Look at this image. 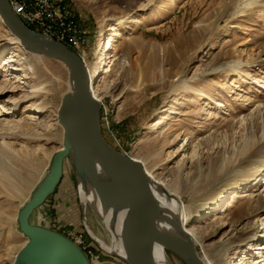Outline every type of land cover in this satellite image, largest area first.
Instances as JSON below:
<instances>
[{
    "label": "rangeland",
    "instance_id": "obj_1",
    "mask_svg": "<svg viewBox=\"0 0 264 264\" xmlns=\"http://www.w3.org/2000/svg\"><path fill=\"white\" fill-rule=\"evenodd\" d=\"M65 1L90 36L89 66L100 43L124 34L113 70L96 83L105 139L181 201L200 256L264 264V252L245 251L250 235L264 231V0ZM13 36L0 18V264H15L28 240L18 214L63 146L57 116L71 90L65 62L37 58ZM78 183L67 157L31 221L83 231L101 254L93 264H129L88 233ZM90 206L89 224L109 241ZM167 251L174 264H188Z\"/></svg>",
    "mask_w": 264,
    "mask_h": 264
},
{
    "label": "water",
    "instance_id": "obj_2",
    "mask_svg": "<svg viewBox=\"0 0 264 264\" xmlns=\"http://www.w3.org/2000/svg\"><path fill=\"white\" fill-rule=\"evenodd\" d=\"M0 16L25 48L65 62L72 83V90L63 95L58 110V120L64 126L63 147L54 153L46 177L19 211L20 229L28 242L15 262L90 264L86 251L62 232L31 221L34 209L43 204L60 181L65 157H69L76 145L83 153L89 172L95 178L99 170L108 174L127 203L125 240L131 264H157L155 244L159 239L162 204L153 192V179L139 159L114 148L103 136L100 102L93 94L89 72L81 57L64 42L30 29L14 13L9 0H0ZM180 247L186 262L191 256L197 261L195 253L185 243L180 241Z\"/></svg>",
    "mask_w": 264,
    "mask_h": 264
},
{
    "label": "bare ground",
    "instance_id": "obj_3",
    "mask_svg": "<svg viewBox=\"0 0 264 264\" xmlns=\"http://www.w3.org/2000/svg\"><path fill=\"white\" fill-rule=\"evenodd\" d=\"M12 9L14 13L20 17L19 12L16 10V8L12 7ZM0 18L2 19L1 16ZM28 27L34 30L32 27L30 26ZM13 35L14 36L12 37V40L14 42L21 44L19 37L15 34ZM44 36L47 37L46 35ZM123 37L124 34L121 31H117L114 34V36H112L108 41H106L105 39L102 43H100L97 50L95 51L96 60L92 65L89 66L88 64L89 62L86 63L81 58L88 69L93 94L95 95V97L98 99L99 102H101L102 100L100 96L101 89H100V85L96 83L101 77V74L105 70H106L105 72L107 73L113 70L112 67L115 66V62L117 60L116 41H118V38L123 39ZM23 48L31 52L37 58L42 55V53L32 51L30 49L25 48L24 46ZM107 54H109V57H106ZM70 84L72 90L71 80H70ZM34 91H31L30 94L27 95L26 97L27 100L36 97ZM100 106H101V119H102V114H103L102 110L104 109L103 108L104 104L101 102ZM62 147L60 149H62ZM122 153L130 157H133L129 152L126 153L122 151ZM69 157L72 159L77 169V174L79 178L78 190L80 193V198L83 206V217L85 220V224L87 226L88 233L97 242H99V244L108 252L119 256L120 258L124 259L127 263L131 264L132 261L129 257L126 247V240H125V221H126V213H127L126 201L123 199L116 184L108 174H106L102 170H99V174L95 178L94 175L91 172H89L87 165L85 163V159L83 157V153L76 147V145H74V147L71 149V153L69 154ZM66 158L67 157H65L64 163L66 162ZM145 170L147 171L149 177L154 178V175H152L151 171L146 166H145ZM254 182L255 183L253 184L257 185L260 182L263 183V180L262 178L258 177ZM152 189L153 192L159 197L162 204V208H161L162 211L159 213V234H158L159 239L155 244V256L157 259V264H174L167 251L168 248L178 253L181 257H183L182 254L185 256V253H183L184 252L183 249L180 247V241L185 243L196 255L197 261L191 256L190 259L187 260L188 264H213V262L211 261V259L207 257V255L200 256L197 250L196 239L194 237V234L191 232L190 230L191 228L187 227V219H188L187 214L185 216V219L182 218L183 215L181 213L182 212L181 203H180L181 201H179L178 198L172 196L167 191L166 187L164 185H161L155 179H153ZM89 204H91L90 207L92 208V210L100 217V219L104 223L105 228L108 231V235L110 239L109 241H105L104 239L99 237V235H97L94 232L91 225L89 224V220H88ZM41 216L42 214L40 215V218ZM42 222L43 221H39L38 224H41ZM41 225H46L47 227L53 228L50 223L47 224L44 222ZM62 233L71 241L75 242L77 245L80 246V244L78 243L75 237L70 235L68 232L66 233L62 232ZM248 241H249V247L247 248V250H245L246 254L250 250L253 251V254H256L258 250L260 255L264 252V231L256 232L250 235ZM22 249L19 251L18 254L21 253ZM93 263L94 261L90 259V264ZM241 263L242 262L238 261V262H233L232 264H241ZM15 264H17V262H15ZM254 264H258V262H255Z\"/></svg>",
    "mask_w": 264,
    "mask_h": 264
},
{
    "label": "built area",
    "instance_id": "obj_4",
    "mask_svg": "<svg viewBox=\"0 0 264 264\" xmlns=\"http://www.w3.org/2000/svg\"><path fill=\"white\" fill-rule=\"evenodd\" d=\"M19 12L23 22L47 37L64 42L89 62L90 36L75 19L69 3L65 0H9ZM127 153V152H126ZM45 208V207H44ZM43 208V209H44ZM47 224L50 222H46ZM51 224V223H50ZM80 246L86 250L92 261L99 260L101 254L95 251L83 231L68 230Z\"/></svg>",
    "mask_w": 264,
    "mask_h": 264
}]
</instances>
